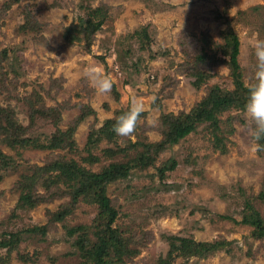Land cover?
Returning <instances> with one entry per match:
<instances>
[{
  "label": "rangeland",
  "instance_id": "obj_1",
  "mask_svg": "<svg viewBox=\"0 0 264 264\" xmlns=\"http://www.w3.org/2000/svg\"><path fill=\"white\" fill-rule=\"evenodd\" d=\"M232 33L246 85L252 45L264 39V0H0V264H88L77 242L99 241V208L74 201L75 183L54 162L99 172L138 163L142 152L153 162L108 184L126 246L122 259L106 246L109 264H264V237L245 222L264 221V140L252 146L244 107L165 142L170 120L185 119L213 87L235 89ZM89 64L111 77L109 93L89 85ZM133 97L145 104L134 135H100ZM60 134L66 148L43 147ZM158 143L155 154L149 145ZM28 192L42 200L23 204ZM216 240L227 244L202 256L200 243Z\"/></svg>",
  "mask_w": 264,
  "mask_h": 264
},
{
  "label": "trees",
  "instance_id": "obj_2",
  "mask_svg": "<svg viewBox=\"0 0 264 264\" xmlns=\"http://www.w3.org/2000/svg\"><path fill=\"white\" fill-rule=\"evenodd\" d=\"M104 19H100L95 27H92L90 33L94 34L104 23ZM69 41L72 42L74 39L68 37ZM231 53H230V67L232 71L233 82H235V89L233 91H225L219 86L213 87L209 92L207 97L189 114L184 115L185 119H182L183 116L172 119L168 125V132L166 134V143L177 144L181 139L186 138L189 134L194 132L198 124L203 121H209L212 123V127H217L218 123V114L229 110L230 108L244 107L247 88L242 79L241 64L239 61L240 46L241 42L236 33L231 34ZM199 79H203L200 75ZM196 83L201 84L202 82L196 81ZM2 110V108H0ZM4 111V110H3ZM126 110H119L116 113V116L112 119L106 121L103 127L98 130L99 134L103 135L105 138L112 140L114 138V132L112 131L113 124L116 121V118L121 115ZM11 116V113L8 112V116ZM14 115H12L13 117ZM13 126L15 129H19L15 121H13ZM11 134V133H10ZM71 137V136H70ZM91 142H95L97 139L91 135ZM69 140V137L66 135H55L51 142L46 144L48 148H66V143ZM162 144V143H161ZM161 144H150L149 150L153 152H160L162 149ZM72 145V144H71ZM138 163L130 162H112L108 166L104 167L99 172L89 171L85 167L79 166L74 161H62L56 160L54 162V168L59 170L62 175L68 178V182L75 183L72 187V197L76 202L80 197H85L91 200L93 203L98 205L99 208V224L102 227L99 237V241L95 243L94 248L88 249L85 245V239L80 238L77 242L79 248L84 253L85 258L88 259V264H109L108 256L109 252L107 251V245H112L118 251L119 258L122 259L123 250L126 248L123 238L119 230L115 227V222L118 218V211L112 205V201L107 193L108 184L121 179L126 178L129 175L130 170L136 164L141 166H147L153 162V157L149 153L142 152L139 154L136 160ZM177 165L176 161H173L171 165L160 168L161 175L164 176L167 170H172ZM39 195L28 192L21 197V201L25 205L35 206L39 201H41ZM24 205V206H25ZM257 212V211H256ZM258 213V212H257ZM256 225L260 233L258 237H264V221L260 218L259 214L252 221H245ZM83 226L73 227L69 229V233L73 235L77 230H82ZM120 234V235H119ZM99 235V236H100ZM7 240L6 242L10 241ZM225 241H211V242H201L202 247L201 254L202 256H208L220 250L226 246ZM177 245H172V249L176 248ZM173 249V250H174ZM111 264V263H110Z\"/></svg>",
  "mask_w": 264,
  "mask_h": 264
},
{
  "label": "clouds",
  "instance_id": "obj_3",
  "mask_svg": "<svg viewBox=\"0 0 264 264\" xmlns=\"http://www.w3.org/2000/svg\"><path fill=\"white\" fill-rule=\"evenodd\" d=\"M252 47L255 63L252 66L250 81L245 85L247 96L243 110L249 123L248 133L252 146L256 148L259 142L264 140V39H256ZM83 76L97 94H107L112 90L111 77L105 75L96 65L85 66ZM144 113L143 99L133 97L128 109L116 118L112 131L118 137H132ZM146 119L154 126L151 115Z\"/></svg>",
  "mask_w": 264,
  "mask_h": 264
}]
</instances>
